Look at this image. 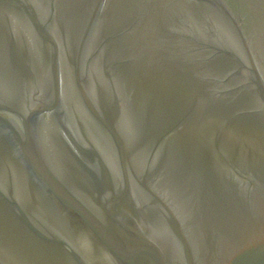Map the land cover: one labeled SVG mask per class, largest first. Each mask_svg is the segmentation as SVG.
<instances>
[{
    "label": "water",
    "instance_id": "95a60500",
    "mask_svg": "<svg viewBox=\"0 0 264 264\" xmlns=\"http://www.w3.org/2000/svg\"><path fill=\"white\" fill-rule=\"evenodd\" d=\"M0 264H264V0H0Z\"/></svg>",
    "mask_w": 264,
    "mask_h": 264
}]
</instances>
